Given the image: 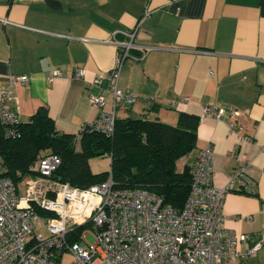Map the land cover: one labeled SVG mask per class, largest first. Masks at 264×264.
I'll return each instance as SVG.
<instances>
[{
  "label": "crops",
  "instance_id": "crops-1",
  "mask_svg": "<svg viewBox=\"0 0 264 264\" xmlns=\"http://www.w3.org/2000/svg\"><path fill=\"white\" fill-rule=\"evenodd\" d=\"M146 6L133 42L150 47L123 60L116 85L135 101L119 103L116 115L170 124L179 110L199 115L184 164L211 144L215 186L240 167L223 200L222 225L249 233V243L264 239V0H0V90L11 91L8 104L20 121L44 105L57 130L79 132L112 108L106 74L116 42L129 40L124 32ZM21 75L28 81L11 82ZM99 92L103 107L89 101ZM204 107L225 112L216 117ZM230 121L241 128L231 130Z\"/></svg>",
  "mask_w": 264,
  "mask_h": 264
},
{
  "label": "built area",
  "instance_id": "built-area-1",
  "mask_svg": "<svg viewBox=\"0 0 264 264\" xmlns=\"http://www.w3.org/2000/svg\"><path fill=\"white\" fill-rule=\"evenodd\" d=\"M149 10L146 6L133 30L124 32L129 40L116 42L115 62L106 74L112 108L101 109L98 118L81 129L87 125L111 133L116 106L135 101L133 93L119 89L116 81L123 60L139 57L131 50L138 49L143 55L150 47L133 42L137 26ZM80 74L79 69L75 75ZM16 81L27 82L28 77H11L12 83ZM100 81L101 77L95 80ZM12 98L9 89L0 90V122L7 135L16 133L19 121L15 108L8 104ZM89 101L103 107L105 97L99 92L90 95ZM204 111L220 117L225 109L204 107ZM228 112L239 115L233 107ZM229 127L237 130L241 125L230 121ZM211 157V144L197 151L188 195L183 206L175 208L145 189L114 187L110 175L87 187L57 180L51 175L60 157L42 151L30 167L35 174L24 177L23 195H19L17 184L10 178H0V264H62L65 252L72 255L68 264H244L264 239L249 243V233L237 234L222 225L224 197L239 180L241 169H236L226 185L215 186ZM74 224L86 226L78 239L70 240ZM39 227L45 229V235L37 231ZM87 233L92 234L93 242L86 241Z\"/></svg>",
  "mask_w": 264,
  "mask_h": 264
},
{
  "label": "trees",
  "instance_id": "trees-1",
  "mask_svg": "<svg viewBox=\"0 0 264 264\" xmlns=\"http://www.w3.org/2000/svg\"><path fill=\"white\" fill-rule=\"evenodd\" d=\"M131 51L132 55L135 51L140 54L139 50ZM199 119V115L183 110L178 111L174 124L115 115L111 133L86 125L76 135L57 130L47 108L41 105L28 120L18 121L14 135L5 134L0 122V178L8 177L17 184L26 175L35 174L31 165L47 151L60 157L51 175L57 180L87 187L110 175L114 187L145 189L158 195L163 204L181 208L190 189L193 164L177 170L175 161L195 147ZM102 156L108 157L109 168L93 172L90 160ZM85 226L74 224L70 240L78 239Z\"/></svg>",
  "mask_w": 264,
  "mask_h": 264
},
{
  "label": "rangeland",
  "instance_id": "rangeland-1",
  "mask_svg": "<svg viewBox=\"0 0 264 264\" xmlns=\"http://www.w3.org/2000/svg\"><path fill=\"white\" fill-rule=\"evenodd\" d=\"M185 157L186 155H183L175 161V168L177 170H181L183 168L186 160ZM90 167L92 170L97 172L107 170L109 168V159L106 156L92 158L90 160ZM24 184H25L24 179L18 181L17 183L19 195L24 194ZM37 231L42 232L44 235L46 234V231L43 227H39ZM85 239L88 242H93L94 237L92 236L91 233H87ZM71 260H72V255L68 252H65L64 255L62 256V264H68ZM246 264H264V248H261L257 252V255L249 259L246 262Z\"/></svg>",
  "mask_w": 264,
  "mask_h": 264
}]
</instances>
